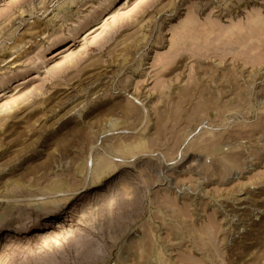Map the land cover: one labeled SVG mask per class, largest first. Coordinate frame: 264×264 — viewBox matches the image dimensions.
I'll return each instance as SVG.
<instances>
[{"label": "rangeland", "instance_id": "374dc122", "mask_svg": "<svg viewBox=\"0 0 264 264\" xmlns=\"http://www.w3.org/2000/svg\"><path fill=\"white\" fill-rule=\"evenodd\" d=\"M0 264H264V0H0Z\"/></svg>", "mask_w": 264, "mask_h": 264}]
</instances>
